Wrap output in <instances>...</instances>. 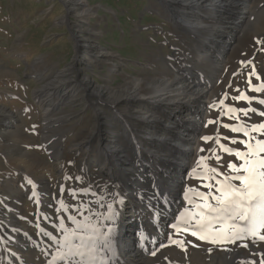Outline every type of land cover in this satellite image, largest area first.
<instances>
[{
  "label": "bare ground",
  "instance_id": "bare-ground-1",
  "mask_svg": "<svg viewBox=\"0 0 264 264\" xmlns=\"http://www.w3.org/2000/svg\"><path fill=\"white\" fill-rule=\"evenodd\" d=\"M158 1L164 5L165 11L163 12L165 14L176 15L181 23L186 25L184 27L185 32L176 45L177 54L173 63H171L172 60L167 61L156 53L150 57L153 60L151 65L160 68L156 73L154 72V78L148 76L127 77L122 85L111 90L104 85L95 86L92 84L93 81L86 77V74L81 80L76 77H74L75 79L73 77L67 78L68 74L77 71L73 65L68 66L64 71L57 72L53 80L42 78L41 73H38L39 77L36 79H41L42 85L40 84L41 86L33 94L40 98L38 103L42 108V110L40 109V120L47 124L41 129V138L48 146L47 149L54 154L55 176L53 179L51 178L52 183L41 182V184L32 181L31 183L28 182V188L24 189L23 194L34 203L35 210L41 208L44 209L43 212L36 211L31 218L25 219L18 210L19 206L7 209V212L0 209V221L2 222V225L0 224V264H64L59 259V253L66 251L62 246L65 233L60 227V220L64 219L66 228L75 229L76 224L66 219L71 215H75L77 220L81 222L99 223L102 231H108L109 227L115 228L114 233L111 234L114 250L108 251L101 248L96 264H104L105 260L107 264H181L189 262L196 264H241L243 261H256L258 264L260 260L264 259V242H252L249 238L240 240L233 245L228 243V245H232L231 247L212 243L210 246L206 243V245L201 244L194 236L183 230L185 227L191 228V224H185L184 220L181 219L182 214L186 212H198L199 210L195 208V205L203 203L198 193L205 192L204 186L201 188L192 186V182L199 185L208 184L211 182L207 179L209 176L212 177L213 182L217 178L222 180L223 176L235 174L228 169L227 164L229 162H234L237 165L241 163L234 154L229 155L221 149V151L219 150V146L214 142L216 136L224 146L231 147L234 151L237 149L246 151L243 145L232 144L230 139H225V137L243 139L242 135L231 133L228 128L223 127V125H239L240 123V120L230 118L227 114V107L255 108L256 113H250L248 118L241 114V120L247 119L249 124L264 122V117L259 115L260 111H264V105L257 102L259 99H264V91L261 93L250 91L249 78H246V72L252 73L255 69V75L251 77L252 86H259L264 83V63L259 64L260 60L255 59L262 49L260 45L264 43V0H252L251 10L243 26L245 30L238 41V45L233 49L228 68L223 67L222 70V67L218 65V68H212V73L209 76L207 73L211 70L208 63L210 50L222 37L226 38V35L233 33V28L237 24L236 21L245 18L244 16L241 17V13H244L243 4L238 6V0ZM64 4L79 7L83 5V2L81 0H65ZM96 8L95 6L93 9H87L84 12L91 10L95 12ZM85 15L81 19L85 20ZM195 18L199 20L197 23H195ZM245 32L246 35H244ZM89 34L94 36L92 33ZM74 38L78 45L79 37L75 35ZM82 49V54L89 57V66H93L92 59L96 65L98 64L97 61L109 64V70L115 72L117 59L110 60L112 55L110 57L109 54L104 53V50L96 46L94 41H91L90 45L87 41L83 42ZM182 52L183 55H181ZM254 61L258 65H255ZM253 65L255 66L252 67ZM216 69L219 73H216ZM238 70L240 76L236 78L234 72ZM256 75L260 79H254ZM203 76H205L206 81L201 83L200 79ZM234 78L235 80H233ZM43 79L47 82L43 83ZM231 81H234L233 87H229ZM66 85H69L68 88L60 92L59 89ZM215 85L216 88L213 90ZM237 89L240 91L237 92ZM120 91L122 94L118 95ZM240 92L256 99L250 104L245 101L237 102L235 99H229L228 96L233 95L235 98ZM58 95L60 96L56 99ZM74 96L75 98L72 100L71 98ZM69 99L74 104L77 103L80 106L84 104L92 110L94 123L90 132L83 138L79 129V131H74L72 125H64L69 116L56 114L58 116L56 117L51 113L55 102L60 103L66 100L65 103H68V101L70 102ZM164 101L167 102L165 105L158 104L162 107L160 109L157 108V105H153ZM220 101H224V103L221 104ZM184 104L186 110L176 115L174 110H178ZM129 106L134 108L132 112L127 109ZM107 109L124 112L123 126L115 123L122 121L115 117V112L110 115L111 123L102 120L109 117V111L105 112ZM185 112L187 114L184 115ZM1 114V124L8 125L7 122L11 123L12 113L3 111ZM201 114L204 116L201 117ZM159 118L166 119L167 123L172 121V125L179 123L181 130L178 129L176 134L169 136L164 125H159ZM212 119L215 121L209 123ZM144 123L148 127H145ZM200 127L202 128L200 129ZM142 129L150 135L148 138L141 137ZM203 129L205 131L202 134L200 131ZM152 130L154 133H160L161 139L167 140L174 146L179 141L183 147L188 146L189 149L193 145L196 150H198L197 147L199 150L205 149L204 152L199 151L196 154L191 166L186 169V173L191 176L187 184L184 181L187 175L185 173L181 175L183 166L179 163L184 160L181 154L184 156L185 152L181 151L182 149L178 150V148L167 145L162 147V153L166 154V157L164 156L166 163L157 161L160 159L159 157L148 153L146 159H148L149 165L146 162L140 163L142 145L138 144L137 149L130 150L133 146L130 145L133 143L131 137L139 138L140 143H144V148L160 149L157 139L153 140L156 134L153 135ZM192 131H195V137L197 133H200V140L202 141H198V136L196 137L197 141H194L195 137ZM207 133L208 137L213 138L208 143L202 139ZM254 135L257 138H264L259 133ZM127 140L128 142H126ZM67 143L70 144L67 145V150L61 151L64 144ZM212 147H215L214 152L208 154ZM57 148L58 150H56ZM88 150L94 151V155L88 158H93L96 161L103 158L102 166L96 165L97 168L92 169V172L87 171L91 166L90 161L86 159L88 156L86 151ZM77 151H82V158L75 160L76 165H71L74 158L71 154L66 155V152L75 153ZM217 153L221 158L219 161L216 159L215 154ZM201 156L207 158L204 161L205 164L207 160L210 161L207 164L216 167L218 172L223 175L217 177L205 168L202 173H199L201 175H197L194 171L198 168L197 161ZM91 163L96 162L91 161ZM72 167L75 169L74 172L76 171L75 176L74 173H71ZM149 168L150 170H148ZM133 170L136 171L133 172ZM143 171L145 172L143 173ZM136 173L138 175H135ZM141 174L140 179L131 176L138 177ZM149 174L150 176H148ZM69 177L71 179H68ZM76 177H80L81 180L77 181ZM235 183L238 184L239 182ZM213 184L215 185V183ZM182 185L183 193L179 199L177 190ZM61 187L65 189L63 194L60 193ZM89 187L91 191L88 195H78L75 199L68 195L69 189H75L79 193L81 189ZM189 188L192 189L191 192L188 191ZM206 190L209 191L207 187ZM195 191L199 192L196 194ZM114 195L116 200L122 199L123 204L115 203L113 201ZM47 197L50 199L47 200ZM57 197L60 199L64 197L65 202L70 206L68 212L55 210L59 207ZM11 199L12 202L18 203L24 200L16 196ZM95 201H100L105 207H100L99 204L94 203ZM209 202L215 204V201H212L210 197ZM108 203H113L114 208L119 212L115 224L103 220L102 217L93 216V213H106ZM56 204L57 207H55ZM78 205H87V207H81L79 211H76ZM177 210L178 215L174 219L173 214ZM6 214L8 216L5 218L13 216L14 221L18 223L7 224L10 227L9 231L13 235L12 237L5 233L6 230L3 226L5 221L2 219ZM168 218H172L173 222L170 225L171 229L167 230L169 226L164 227L163 225ZM184 219L189 218L185 217ZM191 219L194 220V217ZM174 224L181 229L180 233L185 234L183 237L186 238V241L182 239L184 241V253H181L175 245L172 246L174 238L170 240L171 236L166 235V233L172 235L177 232L176 228L173 227ZM29 226H33L34 231H31ZM46 233H51L56 239H50ZM15 235H20V238L15 239ZM166 236L168 237L167 244L157 248L160 241L165 240ZM75 242L78 243L79 241ZM245 243L248 244L247 248L241 246ZM153 253H155L156 258H154Z\"/></svg>",
  "mask_w": 264,
  "mask_h": 264
},
{
  "label": "rangeland",
  "instance_id": "rangeland-1",
  "mask_svg": "<svg viewBox=\"0 0 264 264\" xmlns=\"http://www.w3.org/2000/svg\"><path fill=\"white\" fill-rule=\"evenodd\" d=\"M81 1L83 2V5L73 7L72 5L68 6L67 4H64L65 0H0V115H2L1 113L3 111L13 114L11 117L12 121H10L11 123L7 122L8 125L0 123V209L7 212V209L19 206L18 210H20V214L25 219L31 218L35 215L36 211L41 213L44 210L41 208L35 210L34 203L30 198L27 199L23 194L24 189L28 188V182H45V184L46 182L52 183L56 167L55 161H53L54 154L47 149L48 146L41 138V129L42 127H46L47 124L40 120V109L42 110L41 106L38 105L40 98H38V95L36 96L33 94V92L42 85L40 82L41 79H36L39 77L38 73H41L42 78L53 80V77L57 72L64 71L68 66L73 65L77 71L76 73L73 72V74H68L67 78L73 77V79H75L74 77H76L81 80L86 74V77L92 80V84L95 86L104 85L107 88L114 90L113 88L122 85L127 77L137 78L140 76H148L154 78L155 73L160 70L158 66L153 67V65H151V61L153 60H151L150 57L155 53L159 54L161 58H164L167 61L172 60L171 63H173V59L177 54V50H175L177 47L176 45L179 43L180 37L184 34L183 32H185L184 27L186 24L181 23V20H179L174 14L172 16L168 13L165 14L163 12L165 11L164 5L158 0ZM238 1V6L243 4L244 13H240L241 17L244 16L245 18L235 22L237 24L236 27L233 28V33L231 35H226V38L222 37L217 44L212 46L208 57V63L211 70L208 71L207 76L212 73V68H218V65L222 67V70L223 67L228 68L233 49L238 45V41L245 30L243 26L246 23L253 2L252 0ZM95 6L97 7L95 12L94 10L84 12L87 9H93ZM84 15L86 21L81 19ZM232 19L234 20V18ZM194 20H196L195 23L199 21L197 18ZM88 32L94 34V36H91ZM75 35L79 37L78 45L74 38ZM244 35H246V32ZM86 41L89 45L91 44V41H94V44L102 48L104 53L109 54L110 57L112 55L111 58L109 57L110 60L114 58L117 59L118 63L115 72L109 70L110 65L105 62L97 61L98 64L96 65L91 59L93 66H89V57L82 54V43ZM260 46L262 49H260L261 51H259L258 55L255 57L256 60H260L259 64L264 63V43ZM181 55H183V52ZM254 63L255 65H258L256 61H254ZM216 73H219L217 69ZM234 75L236 78L239 77V70L234 72ZM246 78H249V73L247 72ZM256 78L257 75L254 79ZM205 79V76H203L200 79L201 83L206 81ZM233 80H235V78ZM42 81L43 83L47 82L45 79ZM69 85L61 87L59 91L61 92L65 90ZM234 85V81H231L229 87H233ZM215 88L216 85L213 86V90ZM121 94L122 92L120 91L118 95ZM60 95H58L56 99L59 98ZM228 97L229 99H234L233 95ZM73 98H75V96L71 99L73 100ZM71 99H69L70 102L68 101V103H65L66 100L60 103L55 102L51 113L56 117H58L56 114L64 115L66 117L69 116V119L65 121L64 125H72V128L75 129L74 131L80 130L79 133H82L81 136L83 138L84 136H87L92 129L94 123L92 118L93 113L92 110L84 104L82 106L77 103L74 104ZM165 102L166 101L157 102V104L153 105H157V108L160 109L162 107L158 106V104L165 105ZM127 109H130L132 112L134 108L129 106ZM185 110L186 107L184 104L178 110H174V112L178 115ZM105 112L109 113L108 119H102L103 121L105 120L106 123L112 122L110 115L114 112L116 113L115 117L119 120L123 119L124 112H120L119 110L107 109ZM185 114H187V112H185L184 115ZM203 116L204 114H201V117ZM159 119V125H164V128L167 131L165 132L169 136L174 134L178 129L181 130L179 123L172 125V121L167 123L166 119ZM211 121H215V119H212ZM122 122H124V120L115 123H118L119 126H123ZM143 125L148 127L146 123ZM201 128L202 127H200V129ZM204 131L205 130L203 129L200 133L203 134ZM192 132L195 137V131ZM151 133L153 135L156 134L153 137V140L157 139L160 149L144 148V143L141 142V144L139 138L131 137V142L133 143L130 145L133 146L130 150L133 151L135 148L137 149L138 144L142 145L140 163L146 162L147 165H149L147 162L148 159H146L148 153L154 154L155 157H159L160 159L157 161L163 163L165 162L164 159L166 154L162 153V147L167 145L178 148V150L182 149L181 151L185 152L184 156L181 154L184 159L182 162L184 163H179L183 166L181 175L183 173L187 175H185L186 178L184 179L187 184L191 176L186 173V169L191 166L196 154L199 153V147H197L198 150L195 149L194 145L190 149L188 146H185V148L179 143V141H177V145L174 146L167 140L161 139L159 136L160 133H154L153 130ZM200 133H197L196 135V137L198 136V141H202L200 140ZM140 134L141 137L145 136L148 138L150 136L149 134H146V130L143 129ZM207 135L208 133L206 136ZM196 137L194 141H197ZM217 138L218 137L216 136L215 139ZM126 142H128V140ZM206 143H208V141ZM67 145L70 144H64L61 151L67 150ZM214 149L215 147H212L208 154H212ZM56 150H58V148ZM86 153H88L86 159L90 161L89 164L91 165L87 169L88 172H92V169H96V165L102 166L103 158L96 161L93 158H88L89 156L94 155L93 150H88ZM70 154L74 158L72 159L71 165L76 163L75 160L82 158V151H77L75 153L66 152V155L69 156ZM215 155L219 156V153ZM91 161L96 163H91ZM172 163H174V161H172ZM207 163H210V161L207 160ZM212 164L215 165L216 163ZM73 167L71 168L73 169L71 173H74L75 176L76 171L74 172L75 169ZM148 170H150V168ZM203 170V165H200V167L194 172L197 175H201L199 173H202ZM135 171L136 170H133V172ZM145 171H147V169H145ZM145 171H143V173ZM135 175H138V173ZM135 175L131 176L135 179H140L142 176V174L138 177ZM148 176H150V174ZM211 183L212 191L214 194L218 195V193H215V188L218 186L213 184V180H211ZM192 186H198L201 188L204 184L199 185L192 182ZM182 190L183 185L177 190L179 199L182 196ZM204 190L205 192L203 193H207L206 187H204ZM7 191L9 192L7 193ZM198 192L195 191L196 194ZM125 194L127 193L125 192ZM14 196L17 198L21 197L24 199L23 202H12L11 198ZM47 198V200L50 199V197ZM57 204L55 207H57ZM50 207L52 208L53 206ZM177 215L178 210L173 214V218L176 219ZM6 216H8V214L2 219L5 221L3 225L6 230L5 233L12 237L13 235L9 231L10 227H8L7 224L18 223L14 221L13 216L5 218ZM8 221L11 222L7 223ZM172 222V218H168L163 226H169L167 230L171 229L170 225ZM0 224L2 225L1 221ZM215 226L218 227L219 225L215 224ZM29 227L31 231H34L33 226ZM166 235L168 237L171 236L170 240H173L174 238V240L184 239L186 241V238L183 237L185 234L180 232H175L172 235L166 233ZM15 236V239L20 238V235ZM167 236L165 240L160 241L157 248H160L161 245L167 244ZM197 240L201 244L206 243L209 246L211 245L209 242L199 239ZM172 244V246L175 245L181 253L185 252V248H182L175 243ZM224 245L231 247L233 244ZM154 258H156V255ZM181 264L196 263L189 262Z\"/></svg>",
  "mask_w": 264,
  "mask_h": 264
},
{
  "label": "snow or ice",
  "instance_id": "snow-or-ice-1",
  "mask_svg": "<svg viewBox=\"0 0 264 264\" xmlns=\"http://www.w3.org/2000/svg\"><path fill=\"white\" fill-rule=\"evenodd\" d=\"M253 75H255V69L249 73L250 91L261 93L264 91V83L259 86H252L251 77ZM257 79L260 77L257 76ZM236 91L239 92L240 90L237 89ZM234 99L237 102L245 101L250 104L256 98L240 92ZM257 102L264 105V99H259ZM220 103L223 104L224 101H220ZM250 113H256V109L227 107V114L230 118L240 120V123L239 125H223V127L228 128L231 133L242 135L243 139L236 137H225V139H230L232 144L243 145L246 151L240 149L233 151L231 147L224 146L218 138L214 142L224 153L234 154L241 163L237 165L234 162H229L227 167L235 174L223 176L222 180L217 178L214 181L218 185L215 188V193L218 195L212 191L211 182L204 185V187L209 188V191L198 194L203 203L196 204L195 208L200 211L182 214L181 219L184 220V223L191 224V228L185 227L183 230L199 240L220 245L236 244L240 240L249 238L252 242H264V138H257L254 135L259 133L264 137V122L249 124L247 119L241 120V114L248 118ZM259 115L264 117V111H260ZM213 122L209 121V123ZM202 139L206 142L213 140L212 137L208 136ZM200 151L204 152L205 149L201 148ZM206 159V157L201 156L197 161L198 167L203 165L208 172L217 177L222 176L223 174L219 173L216 167L204 163ZM216 159L219 161L221 158L217 155ZM75 179L81 180L80 177ZM207 179L211 181L212 177L209 176ZM236 181L239 183H235ZM29 182L31 183V181ZM90 191V187L81 189L79 193L75 189H69L68 195L75 199L78 195H88ZM188 191L191 192L192 189L189 188ZM64 192L65 189L61 187L60 193L63 194ZM209 197L215 201V204L209 202ZM113 201L117 204H123V200H116L115 195ZM57 203L59 207L55 209L56 211H69L70 206L64 199L57 197ZM94 203L99 204L100 207H105L100 201ZM81 207H87V205H78L76 211H79ZM93 216L102 217L103 220L115 224L119 212L114 208L113 203H108L106 213H93ZM185 217L189 219H184ZM193 217L194 220L191 219ZM66 219L71 220L77 227L75 229L66 228L64 219L60 220V227L65 233L62 246L66 251L59 253V259L64 264H96L101 248L108 251L114 250L111 234L114 233L115 228L109 227L108 231H102L99 223L81 222L77 220L75 215L68 216ZM215 224L219 226L216 227ZM173 227L176 228L177 232L181 231L178 225L174 224ZM46 235L52 240L56 239L51 233H46ZM75 241L79 242L76 243ZM172 242L182 248L184 246L182 240H173ZM241 246L247 248L248 244L245 243ZM104 264H107L106 260ZM241 264H257V262L243 261ZM258 264H264V259L260 260Z\"/></svg>",
  "mask_w": 264,
  "mask_h": 264
}]
</instances>
